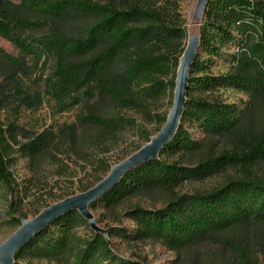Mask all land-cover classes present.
Returning a JSON list of instances; mask_svg holds the SVG:
<instances>
[{
	"label": "trees",
	"instance_id": "1",
	"mask_svg": "<svg viewBox=\"0 0 264 264\" xmlns=\"http://www.w3.org/2000/svg\"><path fill=\"white\" fill-rule=\"evenodd\" d=\"M204 15L201 48L191 69L185 113L174 141L163 149L160 159L130 170L91 208L100 203L114 208L132 194L154 189L166 192L168 203L159 209L132 206L126 217L134 231L106 227L110 239L157 240L178 252L208 243L227 227L264 222V178L253 173V167L264 161V130L245 132L238 107L214 95L221 87L250 96L264 94V0H211ZM49 23L57 28L42 33ZM64 25L74 31L63 32ZM0 36L24 54L53 62L54 79L49 80L47 95L59 103L68 100V105H77L83 99L98 98L120 109L139 110L164 124L167 115H152L147 103L158 100L168 89L174 91L188 33L178 18L130 0L119 5L96 0H20L17 4L0 0ZM228 44L237 50L227 72L214 77L208 73L211 56ZM204 53L208 59H203ZM22 102L36 108L42 97L40 93L24 95ZM183 121L229 139L232 148L208 157L197 167L171 161L176 152L192 147ZM134 124L131 119L89 112L57 132H42L20 141L13 125L0 121V179L12 186L15 148L34 156L52 150L61 154L60 148L69 146L77 154L81 134L98 130L97 136L87 135L85 141L88 149L94 150ZM109 169L107 165L104 171ZM229 169H237L238 174L207 190L182 191L183 185L203 182ZM85 222L78 211L63 215L19 251L15 264L41 260L54 264H137L116 255L103 234L90 229V236L78 235V227ZM225 245L232 254L229 264H264L235 241Z\"/></svg>",
	"mask_w": 264,
	"mask_h": 264
},
{
	"label": "rangeland",
	"instance_id": "2",
	"mask_svg": "<svg viewBox=\"0 0 264 264\" xmlns=\"http://www.w3.org/2000/svg\"><path fill=\"white\" fill-rule=\"evenodd\" d=\"M19 3L20 0H11ZM95 1V0H93ZM98 2H113L119 5L122 0H96ZM142 3L147 7L166 13L171 19L177 20L188 27L190 14L197 0H130ZM49 23L42 33L56 29ZM63 32H72L70 25L62 26ZM237 47L225 45L218 55H212L208 73L214 77L227 72L232 55ZM0 121L4 125L12 124L18 140L34 138L42 132L59 131L64 126L72 124L83 114L93 112L107 118H125L135 121L123 133L111 141L100 145L94 150L88 149L86 137L79 136L80 144L77 154L69 146L61 147V154L52 151H41L34 156H28L15 148L12 172V186L9 187L0 179V244L16 231L23 219H32L43 209L71 195L84 193L96 183L99 178L109 172L104 171L128 157L163 127L152 119L149 114L139 110H124L107 101L83 99L77 105H68L69 101L59 103L54 97L47 95L50 79H54L55 66L53 62L44 63L32 55L24 54L12 45L5 37L0 36ZM203 54V59H208ZM3 90V91H2ZM40 93L42 102L36 108H28L22 102V96H34ZM220 100L233 104L240 110L241 127L245 132L259 133L264 130V94L248 95L229 87H221L214 94ZM173 90H166L158 100L147 103V109L152 115H168L173 105ZM182 125L189 134L192 147L184 148L175 155H170L171 161H180L184 166L197 167L210 156H218L224 150L232 148L233 143L226 138H218L205 133L197 123L183 121ZM90 136L98 135V130L91 131ZM88 135V136H89ZM164 154L163 158H167ZM253 173L264 178V161L253 167ZM238 174L237 169H229L220 176L207 178L203 182H193L183 185L182 191L207 190L222 183L223 180ZM169 195L160 190H146L127 197L114 208H107L100 203L92 213L102 227L119 226L132 233L135 229L132 221L126 217V212L134 205L162 208L168 202ZM88 223L77 229L78 235L90 236ZM226 241H235L246 248L249 255L264 262V222L230 226L218 232L208 243L172 251L157 240L128 241L120 236L111 239L115 254L137 264H229L232 258ZM34 264H54L44 260L34 261ZM56 264V263H55Z\"/></svg>",
	"mask_w": 264,
	"mask_h": 264
},
{
	"label": "water",
	"instance_id": "3",
	"mask_svg": "<svg viewBox=\"0 0 264 264\" xmlns=\"http://www.w3.org/2000/svg\"><path fill=\"white\" fill-rule=\"evenodd\" d=\"M211 0H197L190 14L186 31L188 33L186 48L179 58L174 86V100L166 121L160 131L150 138L143 147L132 153L127 159L114 164L109 173L84 193L71 195L43 209L32 219H23L21 226L0 244V264H15L19 251L37 235L70 211H78L86 219L90 229L103 234L112 245L108 234L109 228L99 225L91 211V206L109 193L130 172L146 162L160 159L163 149L174 141L185 113L190 86V74L194 61L201 48L204 13Z\"/></svg>",
	"mask_w": 264,
	"mask_h": 264
}]
</instances>
